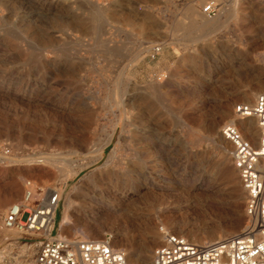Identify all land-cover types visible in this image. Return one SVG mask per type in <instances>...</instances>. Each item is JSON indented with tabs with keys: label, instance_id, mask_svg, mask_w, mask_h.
Masks as SVG:
<instances>
[{
	"label": "rangeland",
	"instance_id": "374dc122",
	"mask_svg": "<svg viewBox=\"0 0 264 264\" xmlns=\"http://www.w3.org/2000/svg\"><path fill=\"white\" fill-rule=\"evenodd\" d=\"M263 71L264 0H0V225L30 181L72 191L59 235L136 255L156 230L136 264H151L164 231L196 241L246 226L220 143L229 122L212 124L221 99L236 97L234 113L264 91ZM18 235L0 229V264L33 257Z\"/></svg>",
	"mask_w": 264,
	"mask_h": 264
},
{
	"label": "built area",
	"instance_id": "2783aa9c",
	"mask_svg": "<svg viewBox=\"0 0 264 264\" xmlns=\"http://www.w3.org/2000/svg\"><path fill=\"white\" fill-rule=\"evenodd\" d=\"M216 9L213 1L201 8L207 15ZM233 110L240 118L253 117L258 127L257 145L234 124L225 123L220 129L232 147V163L245 190L244 210L250 224L205 243L164 231L152 250L151 264H264V91L252 103H237ZM57 207L58 195L52 188L42 200L25 189L3 215L4 227L20 231L14 238L17 243H37L31 264H127L125 253L113 248L107 237L59 236Z\"/></svg>",
	"mask_w": 264,
	"mask_h": 264
},
{
	"label": "bare ground",
	"instance_id": "6f19581e",
	"mask_svg": "<svg viewBox=\"0 0 264 264\" xmlns=\"http://www.w3.org/2000/svg\"><path fill=\"white\" fill-rule=\"evenodd\" d=\"M190 9V8H189ZM204 20V19H203ZM52 41V40H51ZM50 43V42H49ZM257 80H256V86L254 87L253 89V92H256V91H259L261 90L262 87H264V71L263 73L260 75V76H257L256 77ZM152 85V84H151ZM153 86V85H152ZM157 86V85H156ZM239 91V90H238ZM260 92V91H259ZM92 94V93H91ZM242 94L246 97L249 96V93L243 91ZM2 95V94H1ZM255 96V95H254ZM253 97V95H252ZM256 97V96H255ZM30 98V97H29ZM236 100V97L235 96H228V97H225L223 100L221 99L220 101V104H219V107H218V119L215 120L212 124V130H214L216 128V124L218 121L220 120H227L229 123L231 124H234L238 130L241 132V134L243 135V137H245L246 139L250 140V142L254 145H257V141H258V127H257V124H256V121L254 122V119L253 117H245V118H240L237 116V114L234 112H232V104L233 102ZM129 102V101H128ZM136 107V105H135ZM134 107V108H135ZM134 110V109H133ZM136 110V109H135ZM234 111V110H233ZM92 117V116H90ZM218 126V125H217ZM216 130V129H215ZM136 134V133H135ZM146 137V136H145ZM149 138V137H148ZM145 139V138H144ZM151 139V138H150ZM86 140V139H85ZM219 142V141H218ZM220 143L223 145V147L225 149H228L230 148V144L227 140H225L222 135L220 134ZM219 145V144H218ZM149 146V145H148ZM230 151V150H229ZM229 155V154H228ZM226 157V156H224ZM29 161H37V160H34V159H31V158H28ZM225 160V159H224ZM15 161V160H14ZM226 169H227V177H228V183L230 184V188H231V191L233 193H238L239 191V182H238V178H237V175H236V168L233 166V163H232V159H231V156H227L226 157ZM65 173V172H64ZM35 176V174H34ZM40 178V177H38ZM49 178V177H48ZM36 180V179H35ZM37 181V180H36ZM24 183V182H23ZM157 183V182H156ZM25 185H26V189H28L33 196H36L39 200H42L44 199L45 197V194H46V191L51 189L50 187L46 186V185H43V186H38V185H35L33 183H31L30 181H26L25 182ZM53 189V188H52ZM244 189V188H243ZM53 190H55V192L57 193L58 195V203H59V199H61V197L63 198V203H64V206H63V214H62V223H61V227L60 229H62V226H63V223L67 220L68 216H69V213L71 212V207H72V203H73V200L71 199V192L70 191H67V192H64V190L62 189H59V188H54ZM70 190V189H69ZM137 192H138V195L140 196L141 200L143 201H146V199L148 198V193L147 191H142L139 187V185H137V188L135 189ZM203 191V190H202ZM245 192V190H244ZM201 194L203 192H200ZM199 194V193H198ZM73 197V196H72ZM245 197V195H244ZM4 199V198H3ZM7 199V198H6ZM20 200V199H19ZM139 201V199H132V198H129L128 199V203L131 204V208H137L139 207L137 204L138 203H141L143 201ZM9 201V200H8ZM18 201V200H17ZM16 201V202H17ZM5 202V201H4ZM7 203V202H6ZM5 204V203H4ZM9 204V203H8ZM12 205V204H11ZM10 205V206H11ZM75 205V204H74ZM7 206V205H6ZM9 206V207H10ZM81 206V205H80ZM234 208H235V211L237 212V218L238 219H242V216L240 215L239 213V210H238V207H237V204H234L233 205ZM4 207V206H3ZM8 207V208H9ZM127 207V206H126ZM88 208H91V207H88ZM82 209V208H81ZM88 211H90V209H87ZM80 211V210H79ZM245 211V210H244ZM86 212V211H85ZM246 214V212H245ZM247 215V214H246ZM248 217V216H247ZM245 217V219L247 220V225L250 224V218L248 217ZM87 221V220H86ZM79 221L76 219V218H73L72 219V224L69 226V228L73 229L75 228L76 224L78 223ZM88 222V221H87ZM232 222V221H231ZM237 226H234V227H226L224 228V230H217L215 234L213 235H210L209 237H206L205 235L204 236H200L198 237L197 239H195L196 241L194 242H197V243H205V242H209L211 241V239H215V238H220L222 237L223 235H228V234H231L233 233V231L235 230ZM245 227V225L243 226ZM0 229L1 230H4L6 232H20L18 228H6L3 226V223L1 222V225H0ZM83 232V231H82ZM83 233H87L86 232H83ZM199 233V232H198ZM8 234V233H7ZM59 235V234H58ZM59 236H63V235H59ZM65 236V235H64ZM158 237V233L157 231L155 230L154 232V238L152 240H150L149 242H147L145 244V247L142 248L136 255H134L133 252L129 251L127 252V254H125L126 256V260H127V263H130L131 264H136L137 263V260L139 259H143V260H146V259H149V252H150V245H153L154 242L156 241ZM73 238H77V237H73ZM162 240V239H161ZM110 245L115 248L111 242L109 241ZM129 248V247H128ZM4 249H5V246L1 247L0 248V263H4L8 260V252L5 253L4 252ZM121 251H123L122 249H119ZM126 250V249H125ZM124 252V251H123ZM125 253V252H124ZM25 250H22L21 251V259H17L15 258L14 259V264H21V261H23V257L25 256ZM32 260V258H31ZM31 260L28 262V264H31Z\"/></svg>",
	"mask_w": 264,
	"mask_h": 264
}]
</instances>
